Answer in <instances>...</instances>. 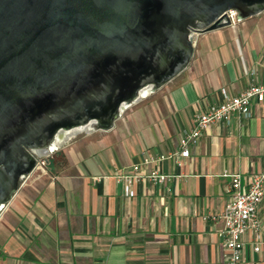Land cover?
Listing matches in <instances>:
<instances>
[{"label": "crops", "instance_id": "crops-1", "mask_svg": "<svg viewBox=\"0 0 264 264\" xmlns=\"http://www.w3.org/2000/svg\"><path fill=\"white\" fill-rule=\"evenodd\" d=\"M263 78L264 11L195 34L181 73L111 129L65 138L47 174L19 186L0 212V264H224V223L210 216L228 199L223 172L248 181L262 168L264 101L252 102L249 117L213 123L187 155L181 140L210 104ZM155 170L165 180H153ZM258 212L264 240V199ZM243 239L241 264H264V243L257 252L251 231Z\"/></svg>", "mask_w": 264, "mask_h": 264}, {"label": "water", "instance_id": "water-1", "mask_svg": "<svg viewBox=\"0 0 264 264\" xmlns=\"http://www.w3.org/2000/svg\"><path fill=\"white\" fill-rule=\"evenodd\" d=\"M264 0H0V211L79 128L108 130L189 64L194 35ZM49 152V153H50Z\"/></svg>", "mask_w": 264, "mask_h": 264}, {"label": "built area", "instance_id": "built-area-1", "mask_svg": "<svg viewBox=\"0 0 264 264\" xmlns=\"http://www.w3.org/2000/svg\"><path fill=\"white\" fill-rule=\"evenodd\" d=\"M228 15L232 24H235L237 22L236 11L230 10L228 11ZM254 100L258 102L264 101V78L259 82L249 83L237 95L226 96L222 101L210 104L206 109L197 114L194 126L185 132L181 140L182 150L180 154L187 155L188 144L196 143L203 132L213 123L221 121L228 122L233 114L249 117L251 115V105ZM48 162L49 160L47 158H40L37 161L35 170L40 169L41 172H45V167ZM133 170L136 171L134 174L125 177V190L127 194H130L132 179L139 178L138 166L135 165ZM29 175L23 180L26 181ZM149 176L153 180H165V175L159 174L157 170L152 171ZM223 176L229 178L226 186L228 199L223 211L219 214H212L210 219L214 221L222 220L224 223L223 230L219 232L221 236V256L224 264H241L245 246L243 239L245 232L249 230L255 236V242L253 244L255 251H260L264 243L260 234L261 217L258 212L259 205L264 199V163L259 171L249 174L248 181H244V176L240 173H229L225 171L223 172Z\"/></svg>", "mask_w": 264, "mask_h": 264}, {"label": "rangeland", "instance_id": "rangeland-1", "mask_svg": "<svg viewBox=\"0 0 264 264\" xmlns=\"http://www.w3.org/2000/svg\"><path fill=\"white\" fill-rule=\"evenodd\" d=\"M238 22H240V21H238L237 20V22L236 23H238ZM40 158H42V159H44V158H47L49 161L50 160H53V159H55V160H57L58 159V157L57 156H54V152H50L49 153V155L48 156H41ZM49 167V162L46 164V167H45V172H41L40 171V169H34L32 172H31V174L29 175V177L26 179V182L27 183H31L32 181H34L35 179H38L39 177L41 178L42 176H44V175H46L47 174V168ZM25 182V180H22L21 182H20V184H19V186L22 184V183H24Z\"/></svg>", "mask_w": 264, "mask_h": 264}, {"label": "bare ground", "instance_id": "bare-ground-1", "mask_svg": "<svg viewBox=\"0 0 264 264\" xmlns=\"http://www.w3.org/2000/svg\"><path fill=\"white\" fill-rule=\"evenodd\" d=\"M81 130H84V128H79V129H77V130L71 131V132H70L71 134H69V133L66 134V135L64 136V139L67 138V137H69V136L72 135L73 133L78 132V131H81ZM64 139H63V140H64ZM58 143L61 144L62 141H61V140H57V143H55V144H58ZM49 152H50V151H48V150H47V151H40L39 155H40V156H47V155H49Z\"/></svg>", "mask_w": 264, "mask_h": 264}]
</instances>
